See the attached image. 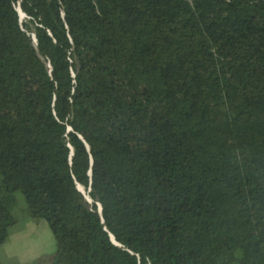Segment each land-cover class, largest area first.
Wrapping results in <instances>:
<instances>
[{"label":"trees","instance_id":"obj_1","mask_svg":"<svg viewBox=\"0 0 264 264\" xmlns=\"http://www.w3.org/2000/svg\"><path fill=\"white\" fill-rule=\"evenodd\" d=\"M15 190L53 264H264V0H0Z\"/></svg>","mask_w":264,"mask_h":264},{"label":"rangeland","instance_id":"obj_2","mask_svg":"<svg viewBox=\"0 0 264 264\" xmlns=\"http://www.w3.org/2000/svg\"><path fill=\"white\" fill-rule=\"evenodd\" d=\"M14 196L12 213L17 221L9 226L6 241L10 240L15 245H6V241L0 243V264H53L55 240L47 221L29 215L20 190H15ZM241 251V248H237L233 252V264H238Z\"/></svg>","mask_w":264,"mask_h":264},{"label":"water","instance_id":"obj_3","mask_svg":"<svg viewBox=\"0 0 264 264\" xmlns=\"http://www.w3.org/2000/svg\"><path fill=\"white\" fill-rule=\"evenodd\" d=\"M16 10L18 11V13H19V17H20V19H21L22 13H21V11H20L19 2H17ZM34 40H35V39H34ZM78 188L81 189V190L83 191L81 185H79V184H78ZM85 196H86V199H87L88 201H90L89 196H87V195H85ZM98 211H100V206H98ZM111 239H112V241H114V243H117V242L114 240V238H113L112 235H111Z\"/></svg>","mask_w":264,"mask_h":264},{"label":"crops","instance_id":"obj_4","mask_svg":"<svg viewBox=\"0 0 264 264\" xmlns=\"http://www.w3.org/2000/svg\"><path fill=\"white\" fill-rule=\"evenodd\" d=\"M9 237H10V234H9ZM9 239H10V238H9ZM8 244H9V245H11V244H12V245H15V243H14V242H11L10 240H7V241H6V245H8ZM15 249H16V248H15Z\"/></svg>","mask_w":264,"mask_h":264}]
</instances>
